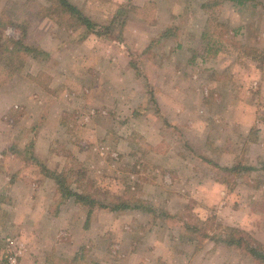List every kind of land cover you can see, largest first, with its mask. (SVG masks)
I'll list each match as a JSON object with an SVG mask.
<instances>
[{
    "label": "rangeland",
    "instance_id": "rangeland-1",
    "mask_svg": "<svg viewBox=\"0 0 264 264\" xmlns=\"http://www.w3.org/2000/svg\"><path fill=\"white\" fill-rule=\"evenodd\" d=\"M44 1L0 0V58L44 51L0 84V260L264 264V0H70L89 34Z\"/></svg>",
    "mask_w": 264,
    "mask_h": 264
},
{
    "label": "trees",
    "instance_id": "trees-1",
    "mask_svg": "<svg viewBox=\"0 0 264 264\" xmlns=\"http://www.w3.org/2000/svg\"><path fill=\"white\" fill-rule=\"evenodd\" d=\"M223 1V0H220ZM235 6H243L246 0H228ZM217 3V2H215ZM9 13V12H8ZM37 13L41 16L43 20L51 19L58 26H61L67 30H77L82 29L83 34L96 33L100 26L86 16L74 3L70 0H45L44 3L40 6ZM10 16V15H9ZM12 18V17H11ZM11 18L6 16L0 19V26H4L7 22L12 23ZM13 19V18H12ZM14 20V19H13ZM211 34V33H210ZM203 33L202 40L203 44L210 45L212 40L210 36L212 35ZM173 36V31L171 27L165 28L160 37H170ZM30 27L21 26L20 36L17 39L5 38L2 40L1 47L5 51V54L0 58V84L5 82L3 74L5 75V70L8 72V77L11 78L12 75L20 72L23 68L26 56L32 55L36 58L39 55H43L44 51L39 49V46L36 45V42H30ZM219 51V48H208L205 50L206 53H210L215 56ZM4 80V81H3ZM233 169V168H230ZM68 195H74L77 198H81V194L77 192H72L71 190L67 191ZM243 234V235H242ZM234 237V236H232ZM238 238H223L224 241L228 243H233L236 245H242L245 242L248 250L251 254H258L257 249L263 248L261 244H258L257 248L251 246V238L245 232H242L241 235L237 236ZM264 258V254H263ZM0 264H6L5 259L0 260Z\"/></svg>",
    "mask_w": 264,
    "mask_h": 264
},
{
    "label": "crops",
    "instance_id": "crops-1",
    "mask_svg": "<svg viewBox=\"0 0 264 264\" xmlns=\"http://www.w3.org/2000/svg\"><path fill=\"white\" fill-rule=\"evenodd\" d=\"M163 28V27H162ZM161 30V29H160ZM171 45V46H170ZM169 45V49L167 50V53H168V51L170 52V53H173V51L174 50H176V48H175V46H178L179 47V43L177 44H174V43H172V44H170ZM170 56H171V54H170ZM173 57H171V58H169V60L171 59V61H173V59H172ZM168 63H170L169 61H168ZM178 78V77H177ZM165 79V80H164ZM160 81L161 82H163V84H168V83H170V85H172V80H171V78H170V76L169 75H164V76H161V77H159L158 78V80L156 81V83H157V88H160V90L162 91V89H163V86H160L159 87V84H160ZM166 95V94H165ZM1 98V97H0ZM199 262V263H198ZM196 264H202L203 262H201L200 260L198 261ZM195 263V262H194ZM182 264V263H181ZM183 264H189V262H183Z\"/></svg>",
    "mask_w": 264,
    "mask_h": 264
},
{
    "label": "built area",
    "instance_id": "built-area-1",
    "mask_svg": "<svg viewBox=\"0 0 264 264\" xmlns=\"http://www.w3.org/2000/svg\"><path fill=\"white\" fill-rule=\"evenodd\" d=\"M20 252V251H19ZM19 252H16L14 255H11L9 256L8 260H9V263L10 264H18V255H19Z\"/></svg>",
    "mask_w": 264,
    "mask_h": 264
}]
</instances>
